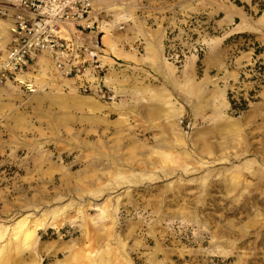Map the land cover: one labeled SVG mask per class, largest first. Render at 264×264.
Returning <instances> with one entry per match:
<instances>
[{"label":"rangeland","instance_id":"rangeland-1","mask_svg":"<svg viewBox=\"0 0 264 264\" xmlns=\"http://www.w3.org/2000/svg\"><path fill=\"white\" fill-rule=\"evenodd\" d=\"M105 4V94L0 86V264H264V0Z\"/></svg>","mask_w":264,"mask_h":264},{"label":"built area","instance_id":"built-area-1","mask_svg":"<svg viewBox=\"0 0 264 264\" xmlns=\"http://www.w3.org/2000/svg\"><path fill=\"white\" fill-rule=\"evenodd\" d=\"M0 15L12 20L9 42L0 51V86L36 92L25 76L47 56L58 75L76 79L84 93L107 92L100 50L111 23L95 0H8Z\"/></svg>","mask_w":264,"mask_h":264},{"label":"crops","instance_id":"crops-1","mask_svg":"<svg viewBox=\"0 0 264 264\" xmlns=\"http://www.w3.org/2000/svg\"><path fill=\"white\" fill-rule=\"evenodd\" d=\"M105 3H106V0H95V7L97 9L98 8H106L108 10L109 7ZM122 21H125V20L123 19ZM11 23H12L11 19H5L4 21L0 20V26L2 27V30L4 32V35H3L5 37L4 40L7 41V43L9 42V39H10ZM105 34H104V36H105ZM107 34L109 36V39H111V47L110 46L107 47L105 45V42H104L105 39L103 36L102 37L103 48H102V50H100V52H101L100 57L102 58L103 62L107 63V60H109V59H111L115 62H117L116 59H124V58L134 59L133 58L134 54H132L131 52L122 50L119 47V43H120L119 41L120 40L117 36L112 37V35H110L111 32H110V34L109 33H107ZM107 48L110 49L109 50L110 52H108ZM106 53H108V54H106ZM25 77L34 81V83L36 84L37 87H38L37 80H36L37 77H41V79L48 78L50 80L51 79H61V80H64L66 83L68 82V80H70L67 78H61V76L58 75V73L54 67V63L47 56H43L40 59V61L38 62V64L35 67L30 69L29 73L26 74Z\"/></svg>","mask_w":264,"mask_h":264},{"label":"bare ground","instance_id":"bare-ground-1","mask_svg":"<svg viewBox=\"0 0 264 264\" xmlns=\"http://www.w3.org/2000/svg\"><path fill=\"white\" fill-rule=\"evenodd\" d=\"M107 31H109V30H106L105 32L107 33ZM109 32H111V31H109ZM104 42H105V45L108 47V46H110L111 47V39H109V36H108V34L106 35L105 34V36H104ZM108 49V52H110L109 50V48H107ZM118 172V171H117ZM109 175V174H108ZM107 179V178H106ZM133 180H134V178H133ZM120 182V181H119ZM113 183V182H112ZM116 185V184H115ZM115 187V186H114ZM100 188H101V186H100ZM108 188V187H107ZM100 191V190H99ZM95 193V192H94ZM89 196V195H88ZM50 200V199H49ZM108 200V199H107ZM54 201V200H53ZM91 204V203H90ZM110 204V203H109ZM72 206V205H71ZM95 206V205H94ZM46 209V208H45ZM67 210V209H66ZM101 210V209H100ZM49 211V210H48ZM55 212V211H54ZM57 212V211H56ZM47 213V212H46ZM51 213V212H50ZM63 215V214H62ZM44 216V215H43ZM112 216V215H111ZM114 217V216H113ZM29 217H26V218H24L23 220H21V221H19V223H18V226H17V229H20V230H18L17 231V233H18V237H19V239H20V241H22V243L23 244H25V243H27V242H29L31 239H32V237L34 236V232H35V229L33 230V231H31V228L28 226V224H26V221H27V219H28ZM46 218H47V216H46ZM68 218V217H67ZM45 220V219H44ZM46 221H47V219H46ZM31 222V221H30ZM34 223V222H33ZM32 223V224H33ZM48 224V223H47ZM42 226V225H41ZM39 227V226H38ZM43 228V227H42ZM52 228V227H51ZM59 228V227H58ZM100 230V229H99ZM50 231V230H49ZM48 231V232H49ZM44 232V231H43ZM35 234H36V232H35ZM37 235V234H36ZM88 236V235H87ZM9 237V236H8ZM16 237V236H15ZM116 244V243H115ZM4 245V244H3ZM44 254V253H43ZM66 255V254H65ZM106 256V255H105ZM104 256V257H105ZM106 260V259H105ZM105 263V262H104Z\"/></svg>","mask_w":264,"mask_h":264}]
</instances>
